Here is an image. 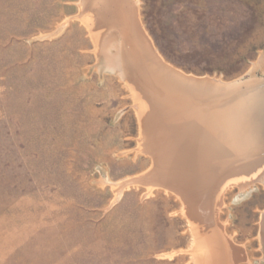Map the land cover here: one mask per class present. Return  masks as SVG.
<instances>
[{
	"label": "rangeland",
	"instance_id": "rangeland-1",
	"mask_svg": "<svg viewBox=\"0 0 264 264\" xmlns=\"http://www.w3.org/2000/svg\"><path fill=\"white\" fill-rule=\"evenodd\" d=\"M132 3L181 74L264 81V0ZM91 14L84 0H0V264H198L184 201L140 177L153 167L140 109ZM261 175L244 191L233 180L217 214L240 264H264Z\"/></svg>",
	"mask_w": 264,
	"mask_h": 264
},
{
	"label": "bare ground",
	"instance_id": "bare-ground-1",
	"mask_svg": "<svg viewBox=\"0 0 264 264\" xmlns=\"http://www.w3.org/2000/svg\"><path fill=\"white\" fill-rule=\"evenodd\" d=\"M84 2L97 16L86 22L98 31L93 36L102 43L106 65L127 81L140 109L142 150L153 159L152 169L140 177L184 201L197 224L198 264H240L243 252L228 241L217 214L233 180L243 190L264 173V81L185 76L153 55L132 0ZM104 32L118 36L104 39ZM261 232L264 242V218Z\"/></svg>",
	"mask_w": 264,
	"mask_h": 264
}]
</instances>
